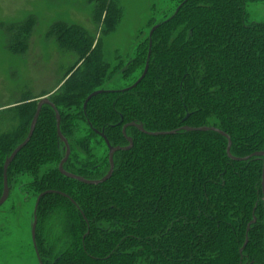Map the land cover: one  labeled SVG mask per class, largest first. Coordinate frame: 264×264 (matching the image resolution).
<instances>
[{"label": "trees", "instance_id": "16d2710c", "mask_svg": "<svg viewBox=\"0 0 264 264\" xmlns=\"http://www.w3.org/2000/svg\"><path fill=\"white\" fill-rule=\"evenodd\" d=\"M247 5L248 0H183L141 45L137 63L145 68L151 48L149 70L132 89L143 73L124 90L101 88L108 68L99 64L85 29L67 28L69 37H59L79 57L50 99L71 148L66 171L89 180L106 176L109 155L104 168L78 159V148L93 156L97 138L106 146L97 131L104 130L114 147L128 146L123 127L132 122L151 133L178 132L149 136L128 128L134 146L115 154L111 179L86 185L60 173L65 145L55 111L44 106L32 140L8 170L11 188L15 164L29 169L57 162L47 179L35 181L40 195L68 196L51 193L39 203L37 251L32 240L39 264H264L263 160H231L224 136L182 130L226 133L237 158L264 150V22L250 20ZM94 10L106 24L120 14L113 0H97ZM100 90L105 92L84 110L88 96ZM48 94L26 96L0 111L6 115L0 122L6 126L0 129V198L5 161L28 136L38 102ZM74 112L90 135L71 142Z\"/></svg>", "mask_w": 264, "mask_h": 264}, {"label": "rangeland", "instance_id": "374dc122", "mask_svg": "<svg viewBox=\"0 0 264 264\" xmlns=\"http://www.w3.org/2000/svg\"><path fill=\"white\" fill-rule=\"evenodd\" d=\"M182 1L113 0L119 5V18L106 24L104 16L98 21L94 10L97 0H0V111L32 94L49 93L44 96L49 99L58 95L61 76L79 60L72 50L61 46L66 40L59 37H69L65 34L67 28L89 32L81 31L91 42L92 50L99 52V64L108 68L101 88L124 90L145 69L142 61L137 63L145 47L141 45L148 40L151 30L169 18ZM247 13L250 20L264 22V0H248ZM74 33L78 36L80 30ZM74 114L71 142L90 135L83 118ZM5 116L0 113V122ZM0 129L6 130V126L0 124ZM97 139L92 143L94 148L91 147L93 156L88 157L78 148V159L97 162L104 168L108 148ZM57 167V162L48 161L29 169L15 164L9 199L0 207V264H39L31 234L40 196L35 181L47 179Z\"/></svg>", "mask_w": 264, "mask_h": 264}, {"label": "water", "instance_id": "95a60500", "mask_svg": "<svg viewBox=\"0 0 264 264\" xmlns=\"http://www.w3.org/2000/svg\"><path fill=\"white\" fill-rule=\"evenodd\" d=\"M158 27H159V25H156L151 30L150 35H149L150 39H151L153 33L156 31V29ZM150 47H151V42H150ZM150 56H151V48L149 50L148 59H147L146 66H145V69H144V72H143L142 76L138 79V81L133 86H131L128 89L135 88L145 78V76H146V74L148 73V70H149ZM104 92L105 91L100 90V91H96V92H93L92 94H90L88 96V98L86 99L85 103H84V109L87 108L88 103L93 98L103 94ZM44 106H50L55 111L56 119H57V134H58L59 139L65 145L66 155H65L64 159L59 164L60 173L63 176L69 178V179L78 181V182L86 184V185H100V184H103V183L107 182L109 179H111V177L113 176V173H114V169H115V163H114V155H115V153H117L119 151H124V152L125 151H129L134 146L133 140L126 136L127 128L136 127L141 133L149 135V136L174 135V134H176L178 132V130H174V131H170V132H155V133H151V132L145 131L142 126L132 122L130 124L124 125V127H123V134H124V136L126 137L128 143H129V145L126 146V147H114V146H112L110 144V142L108 141L107 137L102 134L101 136L103 137V139L105 141V144H106V146L108 147V150H109V166H110V168H109V171L106 174V176H104L102 179H100V180H89V179H86L84 177L78 176L76 174H72V173H70V172L65 170V164L68 161V159L70 157V154H71L70 145H69L68 140L62 134V131H61V116H60V113H59L58 109L56 108L54 103L48 97H44L38 102L37 110H36L35 116H34V118L32 120L28 136L26 137V139L19 146H17L14 149V151L11 153V155L5 161V164H4V167H3V171H4V173H3V176H4V188H3L2 196L0 198V207L6 203V201L9 199V196H10V186H9V181H8V170H9V167L14 162V160L16 159L18 154L32 140V137H33V135L35 133L36 126H37V123H38V120H39V117H40V114H41V111H42ZM182 130L188 131V132H211L212 131V132H216V133H219L220 135L224 136L228 140L227 154H228V156H229V158L231 160L238 161V162H246V161H248V160H250L252 158H261L263 160L262 177H261V191H262L263 215H264V150L261 151V152H256V153H254V154H252V155H250L248 157H245V158H237V157H233L231 155L232 141H231L230 137L226 133H224V132H222V131H220V130H218L216 128H208V127L190 128V127L184 126V127H182ZM51 193H58V194H60V195H62L64 197H68L67 195L62 194L60 192H56V191H48V192L42 193L38 197L37 202H36L35 212H34V223H33V226H32V233H31L32 234V240H33L34 247H35L36 251H37V247H36V228H37V223H38L37 214H36L37 213V208L39 206V203H40L41 199L45 195L51 194ZM255 223H256V218H254V220L248 226L247 233H246V239H245L243 247L240 250V254L241 255L243 254V251H244V249L246 248V246L248 245V242H249L248 234H249V231H250V227H251L252 224H255Z\"/></svg>", "mask_w": 264, "mask_h": 264}, {"label": "flooded vegetation", "instance_id": "af4514ba", "mask_svg": "<svg viewBox=\"0 0 264 264\" xmlns=\"http://www.w3.org/2000/svg\"><path fill=\"white\" fill-rule=\"evenodd\" d=\"M44 108V107H43ZM43 110V109H42ZM84 110H86V109H84ZM42 112V111H41ZM130 128V127H129ZM128 129V128H127ZM97 134L101 137V138H103L101 135L103 134V135H105V133H104V130H102V131H97ZM123 136H124V134H123ZM127 136V135H126ZM124 138L126 139V137L124 136ZM129 138V137H128ZM127 140V139H126ZM128 142V141H127ZM128 145H129V143H128ZM71 149V148H70ZM109 151V150H108ZM116 154V153H115ZM71 155V154H70ZM108 155H109V153H108ZM115 156V155H114ZM70 158V157H69ZM69 160V159H68ZM68 162V161H67ZM66 162V163H67Z\"/></svg>", "mask_w": 264, "mask_h": 264}]
</instances>
